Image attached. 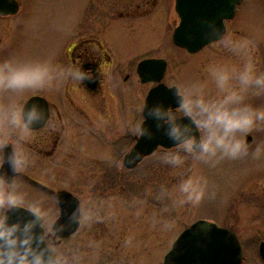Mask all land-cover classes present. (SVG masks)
Segmentation results:
<instances>
[{
  "label": "flooded vegetation",
  "instance_id": "obj_1",
  "mask_svg": "<svg viewBox=\"0 0 264 264\" xmlns=\"http://www.w3.org/2000/svg\"><path fill=\"white\" fill-rule=\"evenodd\" d=\"M19 3V11L12 17L21 14L20 0ZM90 9L92 23L81 29L82 33L56 56L51 67L67 71L81 66L89 78L75 82L57 74L50 85L33 91L23 102L24 108L34 99L30 110L35 124L24 127L25 138L21 136V127L9 129L4 117L2 122L6 126L0 132V170L7 149L25 161L12 181L18 184L22 174L29 170L32 173L26 174V178L50 193L47 206L53 210L47 214L48 225L44 228L51 247L77 252L81 264H148L150 260L155 261L153 264H164V254L158 253L163 243L158 241L156 256H149L153 252L149 243L153 237L149 235L156 234L159 238L162 223L148 221L144 214L147 197L133 198L132 175L150 158L179 147L167 149L158 145L135 166L129 158L142 138L148 141L144 149L150 150L154 147L152 142L159 140L163 131L160 121L147 114L149 93L158 84L142 83L138 66L146 60L166 63L163 82L168 85L171 66L179 57L177 50L197 55L214 44L194 54L176 45L174 32L180 23L179 17L174 27L162 29L166 18L176 13V0H91ZM118 26L128 37L124 49L132 45L134 52L118 55L113 44ZM159 34H164L165 39L149 42ZM23 108L21 112L15 108L18 116ZM181 110L182 107L169 113L175 120L187 115L180 113ZM30 123L33 122L30 120ZM138 126H143L146 134L141 135ZM39 171L44 173L43 180L32 176ZM61 192H68L76 199L66 200L71 205L63 225L64 232L70 234L67 237H61L55 229L63 211ZM43 219L45 224L46 217ZM74 223L77 227L71 233Z\"/></svg>",
  "mask_w": 264,
  "mask_h": 264
},
{
  "label": "rangeland",
  "instance_id": "obj_2",
  "mask_svg": "<svg viewBox=\"0 0 264 264\" xmlns=\"http://www.w3.org/2000/svg\"><path fill=\"white\" fill-rule=\"evenodd\" d=\"M90 1L20 0L22 11L19 16L0 17V64L6 60L11 61L23 79H36L45 66L52 67V63L54 66L56 56L63 53L67 45L73 43L79 33H82L81 29L84 26L87 28L92 23ZM173 14L166 18L165 25L161 24L162 29L175 26L178 16L175 12ZM226 25V36L251 41L254 49L250 59L255 65L256 72L264 74V0H242L233 21H228ZM120 28L118 26L116 34L113 35V44L118 55H124L131 50L134 52L132 45L124 49L128 37L119 31ZM155 38L165 39V36L154 35L149 42L153 43ZM177 54L179 57L171 66L167 84L179 86L181 92L192 85H197L201 87L206 97L210 98L222 99L226 94L216 87L210 67L224 65L230 69L242 68L245 62V58L222 49L220 41L197 55H189L182 50H177ZM38 89L40 87L21 90H6L0 87V132L3 126H6L2 122L6 112L12 108H20L21 112L25 100ZM235 90H239L243 97L242 104L264 110V91L258 94L254 87L241 90L239 82L232 80L228 91ZM238 106L240 105H229ZM180 113L186 114L183 108ZM23 130L24 127H21L20 133L25 138ZM249 137L252 138L250 143L252 149L257 145L264 148V122L247 135L248 143ZM178 151L187 157L183 165L174 166L166 163L161 159L162 154H159L150 158L147 164H142L132 175L133 198L147 197L148 206L144 214H147L148 221L151 224L155 221L162 223L159 238L156 234L149 235L153 237L149 239V243L154 252L149 256H156L158 241L163 243V249L158 250V253L166 256L184 230L198 220H209L238 234L244 247L243 264H264L259 255L260 243L264 241V154L259 158L250 154L238 160L224 159L212 164L195 160L190 154L183 153L180 148L170 152ZM28 171L22 174L18 183L19 192L29 201L42 202L44 211L37 207L35 212L46 217L44 225L47 226L49 220L47 214L53 210L47 206L50 193L34 186L26 178L32 173ZM38 173L32 176L43 180V171ZM189 176L204 177L208 181L207 194L199 204L179 203L181 197L176 185ZM8 187L0 179V200L8 195ZM151 230L148 231L151 233ZM153 263L155 261L148 262Z\"/></svg>",
  "mask_w": 264,
  "mask_h": 264
},
{
  "label": "clouds",
  "instance_id": "obj_3",
  "mask_svg": "<svg viewBox=\"0 0 264 264\" xmlns=\"http://www.w3.org/2000/svg\"><path fill=\"white\" fill-rule=\"evenodd\" d=\"M219 40L222 49L245 58V62L242 68L230 69L224 65L210 67L216 87L226 93L222 99L206 97L197 85H192L183 92L177 86L179 104L192 118L193 124L196 125L195 130L174 120L167 108L161 110L160 104L148 109V117L166 123L168 135L176 141L183 153L190 154L195 160L215 164L224 159L238 160L250 154L259 158L264 154V148L257 145L252 149L246 137L264 122V110L242 104L243 97L239 90L228 89L230 82L236 80L241 90L254 87L259 94L264 91V74L256 72L250 59L254 49L251 41L223 35ZM57 74L75 82H83L89 78L81 66H73L67 71L45 66L36 79L25 80L16 66L6 60L0 64V87L6 90L43 87L50 85ZM30 120L32 124H29ZM6 122L9 129L35 124L32 110H25L18 116L15 108L6 112ZM138 128L141 135L146 134L143 126ZM197 132L201 135L197 136ZM186 158L179 151L163 153L161 157L164 162L174 166L183 165ZM9 160L14 172H19L24 167L25 161L16 153H13ZM6 183L9 185L8 195L0 200V264H81V256L77 252L71 249L64 251L49 245V234L43 226V216L35 212L37 207L44 211L42 202L29 201L19 192V185L14 181L7 180ZM207 185L208 181L204 177L189 176L182 179L176 185L181 197L179 203L199 204L207 194ZM17 207H27L33 212L32 217L12 220L9 213Z\"/></svg>",
  "mask_w": 264,
  "mask_h": 264
},
{
  "label": "water",
  "instance_id": "obj_4",
  "mask_svg": "<svg viewBox=\"0 0 264 264\" xmlns=\"http://www.w3.org/2000/svg\"><path fill=\"white\" fill-rule=\"evenodd\" d=\"M176 1V9L181 18V24L175 31V43L191 53H196L205 46L220 41V36H225L227 30L225 22L234 18L237 5L241 0ZM18 11L19 3L17 0H0V15H15ZM161 62L157 60L144 61L140 63L138 71L143 83H159L149 94V108L160 104L161 110L167 108L169 112L181 106L178 100L177 87L170 88L162 82L167 64ZM33 102L34 99H31L25 105L24 111L30 110ZM176 121L181 125H189L193 131L196 128L189 116L178 118ZM29 124H31L30 121ZM160 126L163 129L162 135L159 140L152 142L154 144L152 149H144V145L148 141L143 138L139 141L132 156L129 157L134 161V166L158 145H163L166 148L178 146L176 141L168 135V125L160 121ZM196 135L200 136V132H197ZM11 156L12 154L6 149V160L0 170V178L4 181L13 180L15 176L9 160ZM59 198L63 211L62 216L55 224V229L58 235L67 237L70 234L64 232L63 225L66 223V210L71 205L68 206L69 202L66 200L75 198L68 192L59 193ZM9 215L12 220L30 219L33 212L23 207H17ZM74 225V230L69 232L72 233L76 230L77 224L74 223ZM260 255L264 260V242L260 246ZM243 261V247L234 231L221 228L206 220H200L181 235L171 252L166 256L165 264H243Z\"/></svg>",
  "mask_w": 264,
  "mask_h": 264
}]
</instances>
